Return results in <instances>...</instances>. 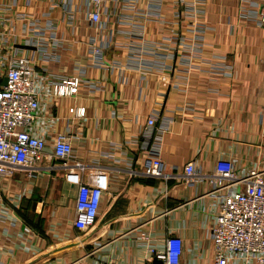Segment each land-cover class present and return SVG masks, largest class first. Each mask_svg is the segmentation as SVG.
<instances>
[{"label": "crops", "instance_id": "obj_1", "mask_svg": "<svg viewBox=\"0 0 264 264\" xmlns=\"http://www.w3.org/2000/svg\"><path fill=\"white\" fill-rule=\"evenodd\" d=\"M263 1L113 0L115 14L93 24L86 0H0V54L29 58L38 99L29 132L45 142L31 174L0 178V264H147L171 237L180 264H212L228 191H212L216 163L264 171ZM24 32L30 50L17 48ZM71 78L77 93L53 96ZM79 108L84 117L69 113ZM59 134L72 146L66 163L52 157ZM152 154L162 178L142 174ZM79 185L102 191L84 231L73 225ZM227 264L257 263L227 254Z\"/></svg>", "mask_w": 264, "mask_h": 264}, {"label": "built area", "instance_id": "obj_2", "mask_svg": "<svg viewBox=\"0 0 264 264\" xmlns=\"http://www.w3.org/2000/svg\"><path fill=\"white\" fill-rule=\"evenodd\" d=\"M91 8L89 21L100 22L102 15H114L115 8L109 6L113 0H86ZM258 24L264 27V1L257 13ZM0 29V36H1ZM21 44L31 46L35 40L32 33L20 35ZM15 41V40H14ZM6 44L0 41V45ZM12 48H10L11 51ZM0 54V178H11L15 170H26L31 174L44 157L45 142L32 136L29 129L38 109L34 91L35 72L27 56L7 50ZM93 57H99V48H93ZM79 80L71 78L53 86L55 97H69L77 93ZM76 118L84 117V109H69ZM148 126L154 125L153 118ZM72 146L66 134L55 137L52 157L66 163ZM143 165L142 174L151 178H162L164 170L157 155L152 154ZM185 176L196 175L192 162L184 167ZM213 192L228 189L220 198L215 223L211 231L214 248L212 264H227V254H242L264 264V171L250 170L238 174L228 160H219L211 180ZM238 190H232V187ZM102 191L93 186L79 185L75 199L74 227L79 231L90 229L95 222ZM182 243L177 237L167 238L162 251L150 249L147 264H180Z\"/></svg>", "mask_w": 264, "mask_h": 264}, {"label": "water", "instance_id": "obj_3", "mask_svg": "<svg viewBox=\"0 0 264 264\" xmlns=\"http://www.w3.org/2000/svg\"><path fill=\"white\" fill-rule=\"evenodd\" d=\"M17 48L23 49V50H30L32 47L25 46V45H17ZM152 264H161L159 261H154Z\"/></svg>", "mask_w": 264, "mask_h": 264}]
</instances>
